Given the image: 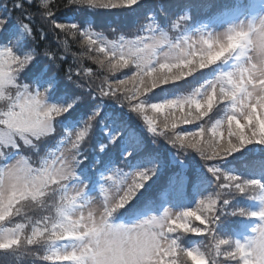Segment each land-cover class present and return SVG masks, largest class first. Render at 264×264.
I'll return each instance as SVG.
<instances>
[{"label":"snow or ice","instance_id":"6c2138e0","mask_svg":"<svg viewBox=\"0 0 264 264\" xmlns=\"http://www.w3.org/2000/svg\"><path fill=\"white\" fill-rule=\"evenodd\" d=\"M153 3L140 13L141 0H68L63 6L73 12L137 13L130 25L94 31L86 21L60 22L53 0L0 2V250L23 258L43 249L39 264H264V207L228 208L224 195L255 193L259 181L220 166L252 145L250 164L264 170V147H257L264 146V0H212L204 8L208 26L193 32L184 31L186 11ZM37 21L48 31H38ZM56 29L65 54L71 37L95 72H64L66 55L47 43L41 50L37 38L46 41ZM169 84L180 90L161 87ZM105 101L135 112L152 143L163 138L175 154L154 153ZM54 136L56 151L42 155ZM193 151L206 172L180 162ZM112 160L121 166L106 167ZM132 161L150 163L125 171ZM186 186L209 190L194 206L115 222L162 195L181 199ZM26 203L48 214L15 222ZM230 215L252 219L243 240L216 231ZM181 234L208 244L184 247Z\"/></svg>","mask_w":264,"mask_h":264},{"label":"trees","instance_id":"16d2710c","mask_svg":"<svg viewBox=\"0 0 264 264\" xmlns=\"http://www.w3.org/2000/svg\"><path fill=\"white\" fill-rule=\"evenodd\" d=\"M212 1V0H210ZM0 2H3V0H0ZM68 0H53V3L59 6V15L61 17L60 22H89L91 23L92 27L94 28V31H98L101 28L97 27H107L109 25L115 26L116 24H131V22L134 20L135 15L137 13H134L132 11L126 10V9H96L94 11H88L85 10L83 12H73L70 11L69 8L72 6L69 5V8H65L63 5L66 4ZM143 7L139 9L140 13H143L145 11H148L151 7H154L153 0H141ZM165 2L169 5L170 11H186L189 19L186 21V25L184 28V31L187 29H192L191 27H195L196 25L200 26L204 23L208 22L205 18L204 8L206 5H208L207 0H165ZM9 6L11 7V0H9ZM135 7V6H133ZM40 22L37 21L38 31H48L47 26L45 25L43 29L39 27ZM60 33L59 29H56L55 32H48V38L46 41L41 42L38 39V43H40L41 50L43 48V45L45 43L51 45V47L54 50H57V55L65 56L66 55V63L63 66L64 72H67L68 68L71 66L73 69V75L75 76L78 69L83 67H91L93 71L95 72L98 68L97 65L93 64L92 61L87 59V56L85 55L83 59H79V53L81 52V49L79 47V43L77 41H74L71 37H67L69 41L68 46V52L65 54L64 52V46L62 41L65 39L64 35L61 34L57 36L56 34ZM75 54V55H74ZM216 66H212V68H215ZM205 72L211 73V69H207ZM83 76V74H81ZM211 75H209V78ZM118 78H120L118 76ZM83 79L85 81L88 80H94L97 83H99V77L89 74L88 76H83ZM183 82H177V85H182ZM199 84V80L196 81L192 86L195 87ZM177 85H162V88L167 89H173L177 88ZM177 90H180L177 88ZM155 92H159V89L153 90ZM151 95V93H149ZM105 108H108L112 110L114 113L118 114L119 119L121 121L126 122L130 127H132L139 136L145 141L147 147H149L154 153L158 154H175V150L171 148L169 144H167L166 141L163 140V138L157 139L156 143H152V134L148 132L147 128L144 126L143 120L141 117H139L135 112L131 111L130 109L124 107V106H116L113 101H105L104 104ZM104 109L102 108V113ZM223 111H226L223 110ZM222 113V112H221ZM218 113V114H221ZM223 114V113H222ZM211 116V113L209 114ZM216 117V116H215ZM215 117H212L213 119ZM205 121H208V117L204 118ZM188 127V126H184ZM59 137L54 136L53 139L49 140L46 145L42 146V152L43 155L45 152L50 153L51 150L55 149L59 142ZM252 145H249L246 147V149H242L240 152L233 153L232 156L226 158V163L221 164L220 166L224 168L226 171H229L235 175H238L240 177H243L244 179H256L259 181V184L257 186V192L255 193H231L226 192L225 198L228 199V205L226 207L231 208L233 205H238L242 208H247L252 210V207H258L260 205L261 199L259 198L261 194L264 192V170H259L255 167H253L250 164L251 159L253 158L252 154H247V150L252 148ZM257 147H264V146H257ZM25 155L31 157L32 159H36V156L33 155V152H26ZM93 161H96V158H92ZM179 159V158H178ZM182 162L187 169H196L199 171L206 172V169H204L203 164L200 160V157L193 151L185 157L182 158ZM85 164L88 163V161H84ZM150 161H144L137 165L136 161H132V163L129 165V167L125 168V171H132L135 166L139 167H146ZM120 167L121 165L115 161L112 160L109 163L106 164V167ZM90 167H92L90 165ZM104 174V170L101 169L96 174V179L98 178L100 180V177ZM159 175V173L157 174ZM157 177L153 176L151 180L148 183H151L153 180H156ZM164 177L161 176L160 180L163 182ZM209 189H204L203 191L198 190L196 187L193 186H186L182 193L180 194L182 196L181 199H176L169 201L167 196L162 195L154 204L149 202L148 206L143 208L142 211L139 212L138 215L134 217H128V216H117L115 218V222H124L126 223L127 220H133L137 218H143L145 215H157L160 214L165 207H177L182 208L183 205L188 206H194L197 199H199L203 194H205ZM141 192L144 191L142 188L140 190ZM139 195V193H138ZM33 208V215L29 218V220L24 217L23 219L19 220L20 218H17V221L15 222H22V223H28L31 220H37L43 215H47L48 212L45 209L42 208ZM254 210V209H253ZM126 221V222H125ZM129 222V221H128ZM252 225V219L249 217H244L240 215H234V216H227V219L223 221L222 224L218 223L215 228L216 231L222 236L227 237L231 239H237L245 236L247 232H250ZM30 231V229H29ZM190 234H181L179 237V241L183 246H190L191 244H195L197 246L200 245V243H203L204 245L208 244L207 240H202L199 237H192L189 238ZM44 250L41 249L39 252H36L35 255H29L23 258H17V257H9V256H1L0 254V264H21V261H23V264H33V261H37L38 264L41 260V258L44 256ZM221 260L224 259L223 256L220 257ZM48 264H51V262H48Z\"/></svg>","mask_w":264,"mask_h":264},{"label":"rangeland","instance_id":"374dc122","mask_svg":"<svg viewBox=\"0 0 264 264\" xmlns=\"http://www.w3.org/2000/svg\"><path fill=\"white\" fill-rule=\"evenodd\" d=\"M208 1V3L210 4L212 1H210V0H207ZM117 25V24H116ZM208 26V22H206V23H204L203 25H200V26H198V25H196L194 28L193 27H191L192 29H187L186 31L187 32H193V31H195L196 29H200V28H206ZM108 27V26H107ZM114 27V26H113ZM104 28H106V27H104ZM102 29H99L98 31H101ZM217 31H222V29H217ZM106 35H108V38L109 39H112V36L109 34V33H105ZM207 69H205V70H202V71H206ZM211 77V76H210ZM206 78H209V76L208 77H206ZM190 79V78H189ZM181 82H183V81H181ZM199 83H201V81H199ZM222 114V113H221ZM221 114H217V116L214 118V119H216V118H219V115H221ZM58 146V145H57ZM57 146H56V148H57ZM56 148L55 149H53V150H51V152L50 153H52V152H55L56 151ZM243 178V177H242ZM97 181L99 182V179L97 178ZM97 187H98V185H97ZM92 193L90 192L89 193V195H91ZM263 194H264V192H263ZM101 199H102V197H101ZM94 206H96V205H94ZM183 207H187V205H183ZM260 207H264V200H262L261 199V202H260V205L258 206V207H252V210L254 209V210H257V209H259ZM170 210H173V211H177V210H180L181 209V207L180 208H177V207H168ZM33 208L32 207H23L22 208V212H21V215L18 217V218H20L19 220H21V219H23L24 217H26V219L27 220H29V218L33 215ZM157 215H159V214H157ZM146 216H148V215H146ZM145 215L143 216V218L144 217H146ZM139 219H142V218H137V219H133V220H127V222L126 223H131V222H133L134 220H139ZM17 221V220H16ZM129 221V222H128ZM20 223H22V222H20ZM252 226H253V223H252V225H251V228H252ZM248 234H250L249 232H247V234L245 235V236H247ZM245 236H243V237H240V238H237V240H243L244 239V237ZM227 238H228V236H227ZM194 246H197V245H195V244H191L190 246H184V247H194ZM0 254H1V256H9V257H14L13 255H11V253L8 251V250H0ZM18 258V257H17Z\"/></svg>","mask_w":264,"mask_h":264},{"label":"clouds","instance_id":"9594fccd","mask_svg":"<svg viewBox=\"0 0 264 264\" xmlns=\"http://www.w3.org/2000/svg\"><path fill=\"white\" fill-rule=\"evenodd\" d=\"M22 207H34L33 205H31V204H25V205H23Z\"/></svg>","mask_w":264,"mask_h":264}]
</instances>
